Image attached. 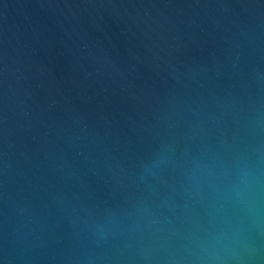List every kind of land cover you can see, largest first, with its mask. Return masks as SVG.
<instances>
[{
  "label": "water",
  "instance_id": "1",
  "mask_svg": "<svg viewBox=\"0 0 264 264\" xmlns=\"http://www.w3.org/2000/svg\"><path fill=\"white\" fill-rule=\"evenodd\" d=\"M0 264H264V0H0Z\"/></svg>",
  "mask_w": 264,
  "mask_h": 264
}]
</instances>
